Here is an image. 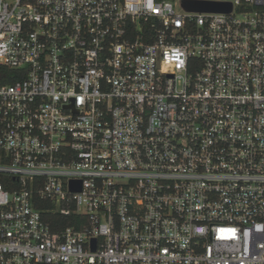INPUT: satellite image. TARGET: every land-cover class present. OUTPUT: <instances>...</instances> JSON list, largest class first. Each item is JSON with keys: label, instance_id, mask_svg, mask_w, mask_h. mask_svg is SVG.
Instances as JSON below:
<instances>
[{"label": "built area", "instance_id": "1", "mask_svg": "<svg viewBox=\"0 0 264 264\" xmlns=\"http://www.w3.org/2000/svg\"><path fill=\"white\" fill-rule=\"evenodd\" d=\"M0 264H264V0H0Z\"/></svg>", "mask_w": 264, "mask_h": 264}, {"label": "trees", "instance_id": "2", "mask_svg": "<svg viewBox=\"0 0 264 264\" xmlns=\"http://www.w3.org/2000/svg\"><path fill=\"white\" fill-rule=\"evenodd\" d=\"M42 207L47 208L48 205H44ZM45 220L49 223L51 229L53 232H58L66 227L76 225V223L79 221L81 217L71 215L69 217H64L59 214H44ZM82 221L83 220L82 218ZM78 228V225H77Z\"/></svg>", "mask_w": 264, "mask_h": 264}, {"label": "water", "instance_id": "3", "mask_svg": "<svg viewBox=\"0 0 264 264\" xmlns=\"http://www.w3.org/2000/svg\"><path fill=\"white\" fill-rule=\"evenodd\" d=\"M190 8L206 12H230L231 5L214 2H193L190 4Z\"/></svg>", "mask_w": 264, "mask_h": 264}]
</instances>
